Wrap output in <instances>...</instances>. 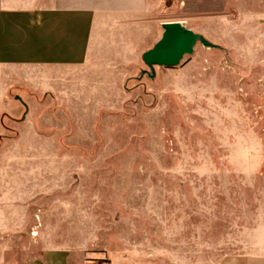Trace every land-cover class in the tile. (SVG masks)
<instances>
[{
    "label": "rangeland",
    "instance_id": "374dc122",
    "mask_svg": "<svg viewBox=\"0 0 264 264\" xmlns=\"http://www.w3.org/2000/svg\"><path fill=\"white\" fill-rule=\"evenodd\" d=\"M177 19L216 47L151 77L141 55ZM142 28L78 69H1L0 264L264 253V0H167Z\"/></svg>",
    "mask_w": 264,
    "mask_h": 264
},
{
    "label": "crops",
    "instance_id": "0c3cea01",
    "mask_svg": "<svg viewBox=\"0 0 264 264\" xmlns=\"http://www.w3.org/2000/svg\"><path fill=\"white\" fill-rule=\"evenodd\" d=\"M166 1L0 0V71L13 66L78 69L89 63L91 48L98 49L102 41L127 49V34L136 37L139 25L147 34L148 22L152 24ZM226 3L175 0V9L180 14H215ZM174 21L185 24L183 19L165 20L160 28ZM217 264H264V253L229 255Z\"/></svg>",
    "mask_w": 264,
    "mask_h": 264
},
{
    "label": "water",
    "instance_id": "95a60500",
    "mask_svg": "<svg viewBox=\"0 0 264 264\" xmlns=\"http://www.w3.org/2000/svg\"><path fill=\"white\" fill-rule=\"evenodd\" d=\"M162 34L153 47L141 55V60L153 77L155 67L174 68L183 57L191 55L194 47L215 48L202 35L188 29L184 24L174 21L161 24Z\"/></svg>",
    "mask_w": 264,
    "mask_h": 264
}]
</instances>
